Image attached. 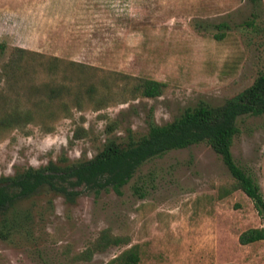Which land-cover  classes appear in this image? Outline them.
<instances>
[{
	"label": "rangeland",
	"instance_id": "obj_1",
	"mask_svg": "<svg viewBox=\"0 0 264 264\" xmlns=\"http://www.w3.org/2000/svg\"><path fill=\"white\" fill-rule=\"evenodd\" d=\"M255 10L263 27L264 0ZM249 11L248 0H0V64L17 46L164 83L153 98L72 109L51 132L35 123L0 132V175L59 156L89 158L106 137L145 133L149 115L163 124L199 100L214 105L235 95L264 69V32L240 25ZM220 20L229 28L216 39L212 24ZM0 92L23 94L2 81ZM79 126L84 134L73 139ZM237 127L232 157L264 199V114L241 117ZM231 181L219 156L197 143L145 161L120 194L83 191L67 202L44 191L17 204L29 222L0 238V264H106L134 244L136 264H264V240L237 241L244 229L264 227L251 200L239 190L218 197ZM102 229L123 242L74 261Z\"/></svg>",
	"mask_w": 264,
	"mask_h": 264
},
{
	"label": "trees",
	"instance_id": "obj_2",
	"mask_svg": "<svg viewBox=\"0 0 264 264\" xmlns=\"http://www.w3.org/2000/svg\"><path fill=\"white\" fill-rule=\"evenodd\" d=\"M250 11L240 25L263 31L256 23L258 0H248ZM212 26L213 36L221 39L229 28L226 20ZM6 44L0 41V56ZM0 81L10 87L18 86L23 94L8 96L0 92V132L21 128L29 123L40 125L42 131L51 132L60 117H69L71 110H100L112 103H124L137 97L159 96L164 83L142 75L104 69L88 63L44 55L37 51L14 46L0 64ZM24 99V102L22 99ZM264 114V69L251 83L235 95L218 104L199 100L184 107L170 121L156 124L149 115L147 130L135 135L126 129L123 139L106 137L100 149L89 158L69 160L59 156L37 167H16L12 174L0 175V238L7 239L29 222V212L16 209L18 203L42 192H50L73 202L83 191L97 194L111 190L121 193V187L147 160L170 150L182 149L197 143L207 144L219 156L232 181L221 187L218 197L239 190L252 202L264 221V199L253 176L238 165L231 154V144L239 132L237 120L244 116ZM114 122L106 125L110 132ZM84 134L79 126L72 138ZM138 190V188H135ZM142 195V193H140ZM123 238L102 229L81 251L73 255L74 261H89L96 252L123 242ZM264 240V227H249L238 234L239 244ZM140 259L137 244L131 245L112 257L106 264H136Z\"/></svg>",
	"mask_w": 264,
	"mask_h": 264
}]
</instances>
